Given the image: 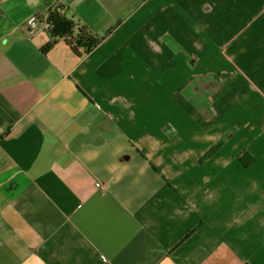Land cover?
<instances>
[{"label":"crops","instance_id":"obj_1","mask_svg":"<svg viewBox=\"0 0 264 264\" xmlns=\"http://www.w3.org/2000/svg\"><path fill=\"white\" fill-rule=\"evenodd\" d=\"M59 1L75 21L123 25L88 52L59 38L43 53L46 11L26 10L41 4L0 0V197L52 193L50 263L136 264L156 239L168 264H264V0H227L230 21H202L187 37L195 71L163 63V40L146 36L172 3L191 16L209 0Z\"/></svg>","mask_w":264,"mask_h":264},{"label":"flooded vegetation","instance_id":"obj_2","mask_svg":"<svg viewBox=\"0 0 264 264\" xmlns=\"http://www.w3.org/2000/svg\"><path fill=\"white\" fill-rule=\"evenodd\" d=\"M55 5L53 4L51 9ZM228 6L227 0H209L204 5H197L193 14L188 16L190 5L176 1L165 9L160 24L153 28L152 35L146 37L152 44L158 37L163 40L166 45L164 53L161 54L165 58L163 63L170 66L181 63L195 71L199 65V53L197 50L188 51L187 37H199L205 28L203 25H207L202 21H230L231 12ZM191 22H195L194 27L190 26ZM75 23L76 35L84 32L100 42H108L123 25L118 20L113 26L104 28L88 18L78 19ZM148 33L149 29L146 35ZM183 85L184 83H181V86ZM192 90L196 96L190 98L194 103L192 109H187V119L199 113V83ZM174 103L177 104L178 101L174 100ZM184 104L187 105L185 102ZM158 113L161 114L160 109L153 112L155 119L158 118ZM174 115V122L183 119V113L176 111ZM43 191L39 189V185L20 186L12 188L4 198L0 197V259H32L33 264H51L48 257L55 249L54 242L49 239L47 233L55 228L52 223L55 209L52 205V193L47 190L49 193L44 197ZM220 245L222 247H217L213 256H218L224 251L222 241ZM34 259H38V262Z\"/></svg>","mask_w":264,"mask_h":264},{"label":"trees","instance_id":"obj_3","mask_svg":"<svg viewBox=\"0 0 264 264\" xmlns=\"http://www.w3.org/2000/svg\"><path fill=\"white\" fill-rule=\"evenodd\" d=\"M48 20L52 24L51 33L53 34L54 39L42 47L43 53H46L53 48L59 38H64L77 53H80V48H84L85 52H88L100 43L99 39L87 35L84 32L74 36V29L77 24L72 18L67 17L61 12H50Z\"/></svg>","mask_w":264,"mask_h":264},{"label":"water","instance_id":"obj_4","mask_svg":"<svg viewBox=\"0 0 264 264\" xmlns=\"http://www.w3.org/2000/svg\"><path fill=\"white\" fill-rule=\"evenodd\" d=\"M27 4H31L33 2H39L41 4L40 7H27L26 10H34L38 11H46L49 12L53 4L56 0H44L40 2V0H24ZM47 3L45 4V2ZM50 2V4L48 3ZM70 14V10H68ZM171 248H168L166 243L160 240L152 239L150 242L145 243V251L141 252L140 256L136 260V264H168V252ZM191 261L193 259H187Z\"/></svg>","mask_w":264,"mask_h":264},{"label":"built area","instance_id":"obj_5","mask_svg":"<svg viewBox=\"0 0 264 264\" xmlns=\"http://www.w3.org/2000/svg\"><path fill=\"white\" fill-rule=\"evenodd\" d=\"M52 11H58V12H61L62 14H65V10H64V8H62L61 2H58V4H56L52 9H50L49 12H44L43 15H44L45 19L43 22L45 23L46 28H50V29L52 28V24L48 20V15ZM41 17L42 16L33 18L29 24V27H35L36 25H38V22L41 21V19H40ZM31 31H33V30H31ZM91 246L93 249L95 248V246L93 244H91Z\"/></svg>","mask_w":264,"mask_h":264},{"label":"rangeland","instance_id":"obj_6","mask_svg":"<svg viewBox=\"0 0 264 264\" xmlns=\"http://www.w3.org/2000/svg\"><path fill=\"white\" fill-rule=\"evenodd\" d=\"M30 15H32V13L24 12L20 16H22V17H29Z\"/></svg>","mask_w":264,"mask_h":264}]
</instances>
